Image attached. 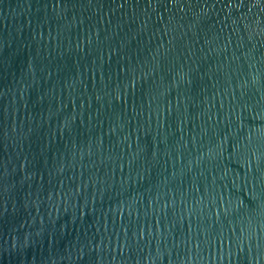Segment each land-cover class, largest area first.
<instances>
[{
	"label": "water",
	"instance_id": "1",
	"mask_svg": "<svg viewBox=\"0 0 264 264\" xmlns=\"http://www.w3.org/2000/svg\"><path fill=\"white\" fill-rule=\"evenodd\" d=\"M0 264H264V0H0Z\"/></svg>",
	"mask_w": 264,
	"mask_h": 264
}]
</instances>
